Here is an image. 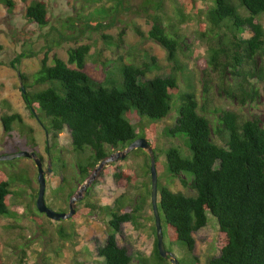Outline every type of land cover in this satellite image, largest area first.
<instances>
[{
    "label": "trees",
    "instance_id": "1",
    "mask_svg": "<svg viewBox=\"0 0 264 264\" xmlns=\"http://www.w3.org/2000/svg\"><path fill=\"white\" fill-rule=\"evenodd\" d=\"M22 1L26 7L28 24L39 27L50 24L48 0ZM114 1V12L104 17L114 15L117 18L118 13L124 11L128 0ZM190 1L194 8L199 7L198 0ZM0 2L11 8V11L16 5L14 0ZM143 3L146 9L155 10L153 24L148 32L149 38L165 47L169 61L178 65L179 53L187 45L181 28L175 24H166L163 14L164 0H144ZM204 15V21H200L199 28L201 35L207 37L208 43V67L202 66L204 72L208 75V68L218 71V84L231 100L242 105L255 103L261 96V88L255 81L264 82V0H210ZM82 18L89 20L86 15ZM99 26L102 27L103 23L99 22ZM246 28H250L253 33L249 38L244 37ZM138 32L143 35L141 30ZM125 33H122L118 45L124 43ZM104 37L109 38L107 35ZM2 49L3 45L0 44V51ZM51 50L45 53L40 70L32 75L21 73V90L22 86L26 88V92L22 93L28 109L51 134L53 145L47 147V152L53 169L65 173L67 163L61 156L62 150L57 142L60 135L68 129L77 157L80 186L90 179L101 161L114 153L116 148L125 149L140 137L148 138L153 144L159 173L156 125L147 127L133 109L140 115L149 117L151 121L164 120L173 112V92L186 87V91L180 93L175 101L177 117L175 124L168 128V135L183 138L187 151L173 144L164 152L169 169V182L179 179L193 194L173 190L169 183L162 182L161 176L158 186V208L162 221L164 219L171 230V246L181 243L194 255L197 243L194 233L206 227L208 214L211 213L219 224L217 245L220 255L210 259L208 264H264L262 119L254 115L244 120L234 110L217 108L212 110L216 118H211L200 103L195 85L188 79L181 86L179 71H184V68L180 65L178 71L168 76L143 80L157 65L154 56L151 64L146 67L132 62L122 64V82L116 83L112 77L100 81L85 71L87 58L92 50L89 44L70 48L67 61L57 55L50 59ZM29 56L26 53L20 54L12 61V65L18 68L17 64ZM212 89V80L204 78L202 97L205 104H211L208 98ZM135 117L138 119L136 122ZM2 122L10 137L16 136L13 131L17 126L21 138H27L37 155L44 160L34 128L24 122L20 113H7L2 116ZM141 131L144 132L142 136L139 135ZM53 149L58 152L55 157L51 153ZM146 155L147 173L151 175V159L147 153ZM127 158L104 167L96 180L100 182L106 172L113 174L116 184L122 189L115 205L103 206L94 202L91 187L73 217L94 214L111 217L107 241L105 245L97 248L102 264L133 263V257L119 245L118 234L124 223H135L145 209L146 199L142 198L131 209H126V192L135 180V175L121 164ZM19 179L25 183L30 182L28 177ZM15 181L16 178H9L6 172L0 170V216L12 215L10 198L14 190L11 184ZM63 181L64 184L55 189L54 193L65 194L61 190L69 188L66 198L69 204L77 192V187L73 184L74 178L64 176ZM149 194L152 195V189ZM62 211H68V208ZM32 218L40 221L37 213L32 214ZM151 220L155 235L154 249L150 256H140L138 263L171 264L160 254L154 214ZM60 233L63 237L68 236L64 229ZM167 249L172 250L171 247ZM26 258L24 250L21 264H26ZM194 258L198 260L196 256ZM180 261L181 264L188 263L184 258H180ZM0 264H6L1 254Z\"/></svg>",
    "mask_w": 264,
    "mask_h": 264
},
{
    "label": "rangeland",
    "instance_id": "2",
    "mask_svg": "<svg viewBox=\"0 0 264 264\" xmlns=\"http://www.w3.org/2000/svg\"><path fill=\"white\" fill-rule=\"evenodd\" d=\"M14 1L16 5L13 11L0 2V44L3 45L0 51V156L11 155L19 151L35 152L27 138L26 140L21 138L20 129L17 126L13 131L15 137L8 136L4 130L2 116L7 113H20L24 122L35 130V136L44 157V169L47 171L51 168L52 170L47 174L46 202L48 206L57 211L64 212L62 209L65 208L69 210V204L66 202L70 192L69 188L61 190L65 194L54 193L55 189L64 184L63 177L74 178L73 184L77 190L81 187L71 134L68 129L65 130L57 142L62 150L61 156L67 163L65 173L60 170L55 171L51 165L49 152H47V147L53 145L51 134L38 118L31 114L21 90V73L32 75L40 70L45 53L50 49H52L50 59L57 55L67 61L70 48L89 44L92 50L87 58L85 71L100 81H106L112 77L116 83L122 82V64L124 63L132 62L146 67L151 64V58L154 56L157 59V65L143 80L156 76H168L178 71L180 65L184 68V71H179L181 86L183 87L188 79L195 85L200 103L207 109L211 118H216V114L212 112L214 108L230 109L238 112L244 120L258 115L264 124V82L255 81L261 88L258 101L242 105L231 100L218 84L220 77L217 70L208 68V75H206L202 68L203 65L207 66L208 43L207 37L201 35L199 28L200 21H204L205 9L210 0H198L199 7L196 8L191 5L190 0H164L163 14L166 24L179 26L187 44L179 53L178 65L169 61L165 47L149 38L148 32L153 24L155 10L143 7L144 0L126 1L124 11L118 13L117 18H114V15L104 17L114 12L113 8L116 5L114 0H101L100 2L48 0L51 22L45 27L28 24L23 1ZM85 15L89 17L87 22L82 18ZM262 21L264 23V16ZM99 22L103 23L102 27L99 26ZM138 30H141L143 35L139 34ZM124 31L126 32L123 37L124 43L118 45ZM207 33L209 34L208 31ZM104 35L109 38H105ZM252 35L251 29L246 28L244 37L249 38ZM22 53L30 56L25 57L20 64H17L18 68H15L12 61ZM262 66L264 68V62ZM204 78L212 80L213 89L208 98L211 104H205L202 97ZM115 85L122 86V84ZM183 91H186V87L173 92V112L164 120L151 121L149 117L140 115L135 109L133 112L147 127L152 124L156 125L159 146V179L161 176L162 182L169 183L175 191L180 190L192 195L193 191L185 188L179 179L169 182V169L164 152L173 144L187 151L183 138L168 135V128L175 124L177 117L175 101ZM134 121L138 119L135 117ZM139 133L140 136L144 134L143 131ZM145 152L147 153L142 148H136L127 155V160L121 163L124 168L129 169L135 175L132 186L126 192V209H131V206L142 198L146 199L145 209L140 213L139 218L135 220V223H124L118 234L119 245L133 257L132 264H139L140 256H150L155 242L151 220L154 214L152 196L149 194L152 189V176L147 173ZM51 153L53 157L58 154L54 149ZM55 169L57 170L58 167ZM0 170L6 172L9 178L17 180L11 184L14 190L10 198L12 215L0 216V254L6 264H21L20 260L24 255V250L27 255L26 264H102L97 248L105 245L107 241L111 218L109 215L94 214L69 220H52L37 208L39 170L34 159L19 157L0 161ZM100 173L89 187H92V200L103 206H114L122 189L118 187L110 171L104 174L100 182H96ZM19 177H28L30 182H22L18 180ZM80 202H77L76 208L81 205ZM34 213L39 214L40 221L32 218ZM208 216L206 227L194 233L197 241L194 255L190 254L181 243L171 246V230L164 219L162 221L163 226L166 224V247H171V251L175 252L179 259L187 260L186 264H208L210 259L220 255L217 245L219 224L211 213ZM61 229L65 230L67 237L61 235ZM194 256L198 260H195Z\"/></svg>",
    "mask_w": 264,
    "mask_h": 264
},
{
    "label": "water",
    "instance_id": "3",
    "mask_svg": "<svg viewBox=\"0 0 264 264\" xmlns=\"http://www.w3.org/2000/svg\"><path fill=\"white\" fill-rule=\"evenodd\" d=\"M22 92H26V88L24 86H22ZM136 148H142L146 150L151 159V163H150L151 176H152L151 196H152V206H153V212H154L156 228H157L158 248L160 254L163 258L168 259L171 262V264H181V261L178 258L177 254L167 249L165 244L164 226L162 224V218L158 208L159 173L156 164V152L153 144H151L148 138L140 137L134 140L133 142H131L127 148L112 153L108 158L101 161V163L97 166L90 179H88L85 183H83V185L79 188L77 193L71 198L70 210L67 212L57 211L51 208L50 206H48L46 202L47 174L52 172V170L51 168H49L47 171L44 169L43 160L37 155L36 152L19 151L11 155L0 156V161L13 160L19 157H28L35 160L39 170V175H38L39 192L37 198V208L41 213L46 214L48 218L59 221V220H69L77 213V209L75 205L77 204V202H79L84 198V194L88 191L89 187L92 185L98 173L101 172L105 166H109L111 165V163L118 161L119 159H125L127 155Z\"/></svg>",
    "mask_w": 264,
    "mask_h": 264
},
{
    "label": "flooded vegetation",
    "instance_id": "4",
    "mask_svg": "<svg viewBox=\"0 0 264 264\" xmlns=\"http://www.w3.org/2000/svg\"><path fill=\"white\" fill-rule=\"evenodd\" d=\"M39 122H40V121H39ZM48 133H49V132H48ZM120 149H121V148H116V149H115V152L120 151ZM48 169H49V168H48ZM78 190H79V189H78ZM78 190H77V191H78ZM76 193H77V192H76ZM76 193H75V194H76ZM75 194H74V195H75ZM74 195H73V196H74ZM73 196H72V197H73ZM84 197H85V194H84ZM83 199H84V198H83ZM83 199H82V200H83ZM82 200H80V201H82ZM70 202H71V200H70ZM76 209H77V208H76ZM69 210H70V203H69ZM69 210H68V211H69ZM65 212H67V211H65ZM73 217H74V216H73ZM73 217H72V218H73Z\"/></svg>",
    "mask_w": 264,
    "mask_h": 264
}]
</instances>
